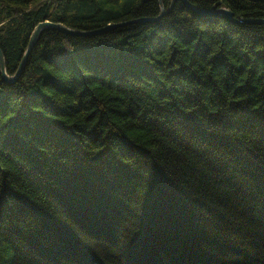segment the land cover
Wrapping results in <instances>:
<instances>
[{
	"label": "trees",
	"instance_id": "1",
	"mask_svg": "<svg viewBox=\"0 0 264 264\" xmlns=\"http://www.w3.org/2000/svg\"><path fill=\"white\" fill-rule=\"evenodd\" d=\"M0 0V264H264V0ZM139 18H147L134 21Z\"/></svg>",
	"mask_w": 264,
	"mask_h": 264
},
{
	"label": "water",
	"instance_id": "2",
	"mask_svg": "<svg viewBox=\"0 0 264 264\" xmlns=\"http://www.w3.org/2000/svg\"><path fill=\"white\" fill-rule=\"evenodd\" d=\"M183 1L188 6H190L191 8H193L194 10H196L197 12L202 13V14L219 13V14L227 15L229 17L233 16L232 10L225 7V6H220L218 8H212V9H203V8L196 6L190 0H183ZM145 19H147V18H141L140 20H145ZM240 21H243V22H264V18L240 19ZM122 24H123V22L112 23V24H109L105 27L94 29V30H80V29L68 27L61 22H53L50 20L41 21L33 29L31 36H30V39H29V42H28V45H27V48L25 49L24 54L22 56V59L19 63L18 69L12 75L8 74V72L6 70V62H5V58H4V53L2 51V48L0 47V70H1V73L3 75V78L7 82H14L21 76V74L23 73V70L27 64L28 56H29L31 50L33 49L41 31L47 27H56V28H58V29H60L66 33L73 34V35H93L96 33L104 32L105 30H108L110 28H113V27H116V26H119Z\"/></svg>",
	"mask_w": 264,
	"mask_h": 264
},
{
	"label": "bare ground",
	"instance_id": "3",
	"mask_svg": "<svg viewBox=\"0 0 264 264\" xmlns=\"http://www.w3.org/2000/svg\"><path fill=\"white\" fill-rule=\"evenodd\" d=\"M160 1V5H161V14L159 15V16H157V17H151V18H148V19H150V20H159L160 19V17L161 16H163L166 12H167V10L165 9V5H164V3H163V0H159ZM176 0H172V5H171V7L173 6V4H174V2H175ZM185 3V2H184ZM186 4V3H185ZM187 5V4H186ZM196 5V4H195ZM188 6V5H187ZM197 6V5H196ZM188 7H190V6H188ZM199 7V6H198ZM233 13V12H232ZM229 17V16H228ZM233 17V16H232ZM232 17H230V18H232ZM141 18H139V19H135L134 21H141L140 20Z\"/></svg>",
	"mask_w": 264,
	"mask_h": 264
}]
</instances>
